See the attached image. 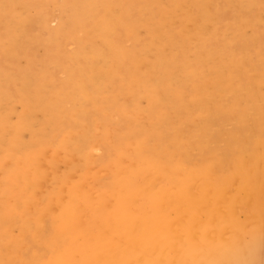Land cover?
I'll list each match as a JSON object with an SVG mask.
<instances>
[{
  "label": "rangeland",
  "instance_id": "obj_1",
  "mask_svg": "<svg viewBox=\"0 0 264 264\" xmlns=\"http://www.w3.org/2000/svg\"><path fill=\"white\" fill-rule=\"evenodd\" d=\"M184 1L2 0L6 7L0 15V73L6 79L0 82L6 109L0 113L5 140L0 151L2 203L12 202L8 194L14 188L12 170L23 164L31 150L43 153L49 165L46 190L62 206L68 205L71 191L86 172L98 174L90 183L93 187H99L109 173L110 178L116 171L129 175L141 168V151L152 153L156 143L167 166L176 162L177 150L188 155L176 141L163 145L152 130L146 116L150 93L170 88V79L178 71L174 63L180 60L179 50L188 46L185 29L201 15L208 17L210 35L206 56L190 62L188 73L194 76L195 86L206 85L209 65L218 59L230 66L232 60L253 56L262 63L256 67L264 69V0H234L233 5L226 0L210 4L191 0L183 8ZM240 2L247 3L244 13L236 10ZM17 16L23 24L14 44L5 19ZM112 34L114 39H108ZM158 58L163 59L156 71L160 80L146 81L142 92L133 96L131 86L137 76L154 78L143 71V63ZM248 69L253 77L259 72ZM94 71L113 77L91 81ZM25 78L35 85L27 87ZM169 103L184 106L178 88L169 93ZM184 116L188 119L190 114ZM224 127L232 130L236 124L230 118ZM98 140L102 144H96ZM37 204L38 209L43 206ZM61 215L57 226L52 219L39 220V213L5 216L0 210V264H33L34 260V264H49L53 241L69 220L65 215L60 219ZM250 247L240 264H264V235Z\"/></svg>",
  "mask_w": 264,
  "mask_h": 264
},
{
  "label": "bare ground",
  "instance_id": "obj_2",
  "mask_svg": "<svg viewBox=\"0 0 264 264\" xmlns=\"http://www.w3.org/2000/svg\"><path fill=\"white\" fill-rule=\"evenodd\" d=\"M190 1L181 6L188 7ZM238 5L236 10L244 13L247 3ZM5 9L0 0V15ZM5 21L13 43H18L23 22L18 16ZM184 34L188 46L179 50L180 60L174 63L178 71L169 89L150 93L146 116L163 145L176 141L188 155L177 150L176 162L167 166L156 143L152 153L141 151L140 169L129 175L116 171L112 178L109 173L99 187L90 185L98 174L88 171L71 191L67 206L46 190L49 165L40 150H31L23 164L13 168L14 188L8 189L12 202L0 201L5 216L39 213V220L52 219L57 226L60 213L69 219L53 241L49 264H240L250 245L264 235V69L256 67L262 63L248 56L223 66L218 59L209 65L206 85L195 86L188 69L192 59L206 56L208 17L192 21ZM162 64V58L143 63V71L154 78L137 76L133 96L146 81L160 80L156 71ZM248 67L259 70L255 77ZM112 77L94 71L91 81ZM5 80L0 73V82ZM23 81L27 87L35 85ZM175 87L183 107L169 103ZM1 101L0 113H6ZM230 118L236 127L226 130ZM4 143L0 133V151ZM37 202H43L40 209Z\"/></svg>",
  "mask_w": 264,
  "mask_h": 264
}]
</instances>
